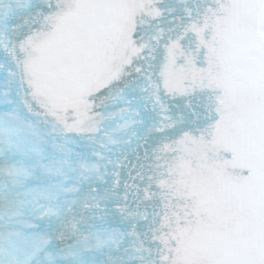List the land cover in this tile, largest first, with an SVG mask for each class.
I'll use <instances>...</instances> for the list:
<instances>
[{"label":"snow or ice","instance_id":"snow-or-ice-1","mask_svg":"<svg viewBox=\"0 0 264 264\" xmlns=\"http://www.w3.org/2000/svg\"><path fill=\"white\" fill-rule=\"evenodd\" d=\"M0 264H264V0H0Z\"/></svg>","mask_w":264,"mask_h":264}]
</instances>
